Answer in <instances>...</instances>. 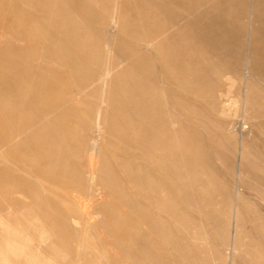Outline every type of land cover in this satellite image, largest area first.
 Here are the masks:
<instances>
[{"label": "bare ground", "instance_id": "6f19581e", "mask_svg": "<svg viewBox=\"0 0 264 264\" xmlns=\"http://www.w3.org/2000/svg\"><path fill=\"white\" fill-rule=\"evenodd\" d=\"M118 21L123 26L115 34L106 31ZM245 44L246 75L234 91L233 80L222 89L220 79L229 81L228 71L239 74L237 55ZM203 68L215 75L220 113L235 91L239 107H234L242 113L249 109L254 85H264V0H0V186L13 182L9 173L16 163L26 165L29 155L41 158L28 165L41 206L51 213L47 221L76 241L59 247L62 263L184 264L185 253L176 254L180 245L173 248L174 235L166 231L171 202L187 212L194 207L182 205L189 196L175 185L186 166L203 162L196 131L201 120L190 103L196 93L188 87L203 86ZM27 114L31 120H25ZM14 171L22 173L18 167ZM16 188L36 193L32 185ZM2 230L0 264H50L51 256L25 257L13 230Z\"/></svg>", "mask_w": 264, "mask_h": 264}, {"label": "rangeland", "instance_id": "374dc122", "mask_svg": "<svg viewBox=\"0 0 264 264\" xmlns=\"http://www.w3.org/2000/svg\"><path fill=\"white\" fill-rule=\"evenodd\" d=\"M241 21H243V23L245 24L246 18L241 19ZM118 25H119V21H118V24H116V26H114V28L111 27L106 31H108L110 34H115L118 31V28L120 26H123V25H119V26ZM237 56H238V58L240 57V59H241V62H239V67L237 69V71L241 75H239L238 73L232 74L228 71L226 73V75L230 78V80L228 81V79H226L227 80L226 81V80H224V78L220 79V82L222 81L221 84L223 85V83H224V85H225V86L223 85L222 89L224 87L225 88L228 87L229 85L227 83H229L230 81L233 80L232 85L233 84L234 85L232 86L231 91H234L235 87L237 88L240 85L241 80H243V78H244L243 76L246 75L245 71H247V69H249L250 64L249 63L247 64L248 49H247L246 44L241 48V55L239 54ZM240 63H241V66H240ZM243 68H245V69H243ZM215 69H216V67L213 68V71ZM201 72H203V86L202 85L198 86L199 84L197 85V84L192 82V83L188 84L189 85L188 87H189V89H193L196 93L195 97L193 96L192 98H190V103H191L192 107H195V109L198 110V111H196V113H197L196 116L200 117L199 120L202 121V122L200 121L199 125L196 127V131L201 136L200 137V141H201V151L200 152H201V155H203V162H201L203 164L200 163V165L194 164V165L186 166V174H184L181 178H178L177 179L178 184L175 185V189L177 190L178 193L180 192V193L185 194V192L187 191L186 196L187 197L189 196V199H187V201L185 203L183 202L182 205H184V207H185L187 204L190 203L194 207L192 206L193 211L187 212V211H185L186 209L184 211L179 210V208L181 207L180 203L171 202L170 203V206H171L170 225H169V227L170 226L171 227L170 228L167 227V231H166L167 233L166 234H168L169 237H172L174 235L173 239L170 238V241L174 240L171 242V244H172L173 248L177 247L176 245H178V244L180 245V246H178L180 249L175 248L176 254L178 255V252H180V253L183 252L181 254L179 253L178 256L180 258H183V257L186 258V260H185V258L182 259L184 261V264H235L237 262H238L237 264H242V263L243 264H262V263L264 264V257H262V256H264V252H263L264 251V239H263L264 238V231H263L264 230V224H263L264 223V153L261 152V151L264 152V148H263L264 146H262L264 144V134H263L264 133V119H263L264 118V85L263 86L258 85V84L254 85L252 92H251L249 109H247L245 113L240 112L239 109L237 110L236 107H234V106L239 105V101H238L239 99H238L237 93H235L236 91L232 92L229 95V98H231V99L228 98V100H227L228 101L227 103L230 102L229 107L227 108L228 110L226 109L224 111L226 113L224 115V112L220 113V111H219L220 105H222V104H220V102L217 100L218 97H217V92L215 91L216 88H215V82H214L215 75H213L214 73L210 72L209 70H207L205 68H203V71H201ZM207 83L209 84L208 85L209 87L213 86L214 90L211 87L209 89H207L206 88V87H208L206 85ZM198 89H200V90L198 91ZM206 90H208V91H206ZM209 90H210V92H209ZM205 92H206V94H208V99H206L207 96L205 95ZM233 94L236 96H234ZM205 100H207V102ZM216 100L218 102H216ZM235 100H237V105L235 103L236 102ZM210 101H212V102H210ZM214 101H215V103H214ZM220 101H222V100H220ZM231 101H233V102H231ZM89 102L92 104L99 103L94 98H90ZM225 104H226V102H225ZM230 104H234V105H230ZM213 105H216L217 107L213 106ZM211 106H213V107H211ZM238 107L239 106H237V108ZM229 108L233 109L234 112H232V110ZM236 111H238V112H236ZM235 112L237 115L235 114ZM251 112H253V114ZM260 112L262 115L260 114ZM218 113L220 114V116L218 115ZM249 113H251V114H249ZM232 114L234 116L235 115L236 116L234 117V116H232ZM241 114L243 115L242 117H241ZM245 114L251 118H247V116ZM228 116H230V117L232 116V117L230 118ZM240 118H242L244 120H241ZM31 119H32L31 115L27 114L25 117V120H31ZM250 119H252L251 122H250ZM240 120H241V124H240ZM252 122L255 123L256 125L254 124V126H253L251 124ZM257 122H258L259 127L257 126ZM208 123H209V125H208ZM220 123H222V124H220ZM234 123H236V124H234ZM262 123H263V125H262ZM210 124H212V126ZM224 124L226 126H224ZM206 125H208V126H206ZM219 125H221V126H219ZM234 125H235V128H234ZM203 126H206V127H203ZM262 126H263V128L261 129L260 127H262ZM231 127L234 128V130L231 129ZM248 127H250V129H248ZM242 128L244 129L243 132H242ZM259 128L261 130H259ZM219 133L222 135H220ZM237 136H240V137H237ZM262 142H263V144H262ZM254 143H256L258 145L254 144ZM229 144H231L232 146L231 145L229 146ZM261 147H262V149H261ZM235 148L238 150H235ZM196 149H200V147L197 145ZM191 151L196 152L195 150H191ZM233 153H235L236 158H235V155ZM228 155H231L232 157H230ZM27 159L29 160V162H27L26 165L25 164L24 165L19 164V163L15 164L16 167L21 169L22 173H18L16 171H14V169L16 167L12 166V169H11L9 175L10 176L12 175V177H14L13 182L5 184L3 186H0V207H1L0 208V227H1L0 232L3 228H5V230L6 229L13 230V232L15 233L14 237L16 238V240L22 242V244L25 246V249H26V252L24 255L25 257L28 255H30V256L34 255L37 259L41 260V259H46V258L50 259V256H51L53 259H51V262H49L50 264H66L65 262L62 263L58 259L61 256V253L60 254L57 253L59 251L58 249L61 246H65V244L69 245V246L70 245L74 246L76 244V241H72L71 239H67L64 236H62V233H61L62 231L59 228H57V225H56L54 220H49V222L47 221L48 216L51 213L49 211H46V209H47L46 207L41 206V201L43 200V197L41 196L39 186L36 184V182H34V180L32 178V176L35 175V173L30 170V167L28 165L30 162L35 163V162L41 161V158L38 155H29ZM228 159H229V161H228ZM233 161L235 162L236 165L234 164ZM236 162L237 163L239 162L238 165ZM241 162H246V163L241 164ZM205 163L206 164L208 163V164L206 165ZM225 164H226V166H225ZM212 167H214V168H212ZM239 171H241V172H239ZM201 173H202V175H201ZM207 174H209V176ZM211 174H213V175H211ZM28 175H31V178L28 177ZM20 184H28L30 186L32 185L35 188L36 193H24L23 194V192L21 190L16 188V185H20ZM183 187H185V191H184ZM4 191L9 192V193H2ZM190 192L192 195L189 194ZM20 193H22V194H20ZM15 194H16V196H15ZM6 196H8V197H6ZM21 198H24V199H21ZM36 198H37V200H36ZM26 199H27V202L23 201ZM192 199H193V203H191L192 201H189ZM204 200H206L205 202L208 201V203H210V204L214 203L213 206L208 204V203L206 205ZM53 201L55 202L54 199H53ZM237 202H239V205H237L238 204ZM242 202H244V203H242ZM10 204H12L13 206H11V211L10 210L8 211V210H6L7 209L6 207H8ZM240 204L242 206H246L245 209H244V207L242 208ZM35 207H36V210H34ZM37 208H42V209H37ZM44 208H46V209H44ZM218 208H219V210H218ZM239 208H241V209H239ZM242 209H244V210H242ZM26 210L28 211L27 213H25ZM3 211L5 214L3 213ZM29 211H31V212L34 211V213H31ZM192 212H194V213L192 214ZM203 212H205V213H203ZM240 212H241V214H240ZM2 213H3V215H6V216L4 217L2 215ZM6 213L8 215L11 214V217L13 219L14 218L15 219L14 220L10 219V217H9L10 215L8 216ZM28 213H30V214H28ZM36 213L37 214L39 213V214L37 216H35ZM189 213H191V215ZM158 214H159V216L163 217L161 212ZM198 215L201 217V221L197 220L198 218L196 216H198ZM242 215L244 217H242ZM27 216L30 218V220L28 219ZM257 216H258V218H257ZM194 217H196V218H194ZM43 218L46 219V221L43 220ZM243 218L245 219V222L242 223V221H244ZM246 218L247 219L249 218L250 221H248ZM23 219H25L27 221L29 220L30 223L28 224V222L25 220L23 221ZM207 220H209L213 224H211ZM251 221L252 222L254 221L253 225H252ZM255 221L257 223H255ZM24 222H26L27 225H25L26 223H24ZM42 222H43V224H42ZM258 222H259V224H258ZM49 223L50 224L52 223L53 228L51 227V225ZM21 225L24 227V229H22L23 227ZM43 225H44V227H43ZM249 225H250V227H248ZM14 227H16V228H14ZM203 227H204V229H203ZM240 227L241 228L243 227L242 229H244V231L240 230L241 229ZM28 228L31 231L28 230ZM16 229H18V230H16ZM168 229H169V231H168ZM256 229H257V231H256ZM253 230H254V232H253ZM173 231H174V234L171 235V233H173ZM33 232H35V234ZM55 232H56V234H55ZM32 233L34 235H32ZM230 233H232V234H230ZM209 234H210V236H209ZM243 234H245L246 237H245V235L243 236ZM239 235H241V238ZM42 237L43 238L46 237L47 239L46 238L43 239ZM57 237H60V239H58ZM221 237H222V239H220ZM54 238H56L57 241L54 240ZM63 238H65V239H63ZM249 238H250V240H249ZM180 239L182 242H180ZM219 239L222 240V241H220L221 243L219 242ZM246 239H248V240H246ZM32 240L35 242H33ZM42 240H45L46 242L42 241ZM53 240H54V242H53ZM60 240H64V241L66 240V241L60 242ZM224 240H225V242H224ZM177 241H178V243H177ZM243 241H244V243H248V245H250V246L249 247H248V245L245 246ZM37 242H38V245H37ZM49 242H50V246L48 244ZM223 242L225 244H222ZM251 242L253 244H251ZM39 244H41V245H39ZM45 244H47V245L44 246ZM240 244H242V245H240ZM259 244H261V245H259ZM239 245L241 248L238 247ZM251 245H253V246H251ZM47 246H48V248H47ZM52 246H54L52 248L54 250L50 251ZM55 247H57V248H55ZM217 247H220V248H217ZM243 247L246 250L242 249ZM254 247H256V248H254ZM229 248H231V249H229ZM258 248H260V249H258ZM45 249H47L48 251ZM220 249L223 250L224 253ZM252 249H255V250H252ZM55 250H56V252H55ZM227 250L229 251L228 253H227ZM233 250H235V251H233ZM41 251H43L44 253ZM49 251L52 252V254L54 252L57 254L55 255V253H54L53 255H55V256L53 257L52 254L49 253ZM45 253L48 255H46ZM250 253H252L253 255ZM233 254H235V255H233ZM254 254L256 256H254ZM182 255H183V257H182ZM242 255H244V256H242ZM253 256L256 258H254ZM231 257H233V258H231ZM235 257L236 258L238 257L237 259L240 258L241 261L240 260H239L240 262L237 261V259ZM55 258H57V259H55ZM230 258H231V261H230ZM234 258H235V260H234ZM259 259H260V262L262 260L261 263L259 262ZM24 260H26V258H24ZM126 260H127V262L129 261L128 263H130L132 260L134 261V259H132L131 257H126ZM198 260L200 262H198ZM186 262H188V263H186ZM23 263L20 262V264H23Z\"/></svg>", "mask_w": 264, "mask_h": 264}]
</instances>
